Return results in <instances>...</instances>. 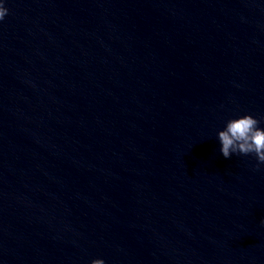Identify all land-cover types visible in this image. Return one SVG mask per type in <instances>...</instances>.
Instances as JSON below:
<instances>
[{
	"label": "water",
	"instance_id": "95a60500",
	"mask_svg": "<svg viewBox=\"0 0 264 264\" xmlns=\"http://www.w3.org/2000/svg\"><path fill=\"white\" fill-rule=\"evenodd\" d=\"M5 6L0 264H264V0Z\"/></svg>",
	"mask_w": 264,
	"mask_h": 264
},
{
	"label": "clouds",
	"instance_id": "9594fccd",
	"mask_svg": "<svg viewBox=\"0 0 264 264\" xmlns=\"http://www.w3.org/2000/svg\"><path fill=\"white\" fill-rule=\"evenodd\" d=\"M6 0H0V22H3L8 14L5 6ZM264 120L257 119L251 114H242L225 121L222 129L215 134L218 143L219 154L224 159L232 156L254 157L256 163L253 170H259L264 165ZM259 223L264 226V218ZM90 264H105L101 258H95Z\"/></svg>",
	"mask_w": 264,
	"mask_h": 264
}]
</instances>
